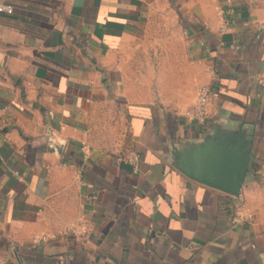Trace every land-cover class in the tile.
I'll return each instance as SVG.
<instances>
[{"label": "crops", "instance_id": "1", "mask_svg": "<svg viewBox=\"0 0 264 264\" xmlns=\"http://www.w3.org/2000/svg\"><path fill=\"white\" fill-rule=\"evenodd\" d=\"M8 1L0 264H264V0Z\"/></svg>", "mask_w": 264, "mask_h": 264}, {"label": "water", "instance_id": "2", "mask_svg": "<svg viewBox=\"0 0 264 264\" xmlns=\"http://www.w3.org/2000/svg\"><path fill=\"white\" fill-rule=\"evenodd\" d=\"M56 147L61 151L62 144H56ZM230 161L238 160L235 165L231 167L230 173L227 171L228 160L223 157H217L215 159L217 167L219 170H211L206 165H200L197 163L196 167H192L188 170L192 175L198 177L199 179L211 183L212 185L218 186L228 191L235 192L237 189V184L242 171V164L239 162V147L230 149Z\"/></svg>", "mask_w": 264, "mask_h": 264}, {"label": "built area", "instance_id": "3", "mask_svg": "<svg viewBox=\"0 0 264 264\" xmlns=\"http://www.w3.org/2000/svg\"><path fill=\"white\" fill-rule=\"evenodd\" d=\"M14 12V5L8 0H0V13L11 14ZM211 93V87L208 84H203L199 88L198 100L196 104L187 111V115L195 120L202 121L207 114V105L209 103V97ZM84 148V147H83ZM119 159L126 160L131 163L135 168L139 166L140 156L139 153L133 149L129 150ZM247 218L244 213L235 214L232 219L233 222H241Z\"/></svg>", "mask_w": 264, "mask_h": 264}]
</instances>
